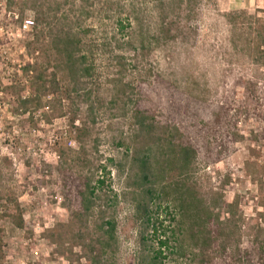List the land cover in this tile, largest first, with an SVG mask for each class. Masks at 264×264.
Listing matches in <instances>:
<instances>
[{
	"label": "rangeland",
	"instance_id": "1",
	"mask_svg": "<svg viewBox=\"0 0 264 264\" xmlns=\"http://www.w3.org/2000/svg\"><path fill=\"white\" fill-rule=\"evenodd\" d=\"M119 2L97 0L96 12L88 16H78L76 9L69 13L75 29L89 31L83 36L94 53L88 66L93 64L95 73L79 79L74 90L71 86L64 101L62 86L54 88L45 79L42 111L32 121L11 88L16 76L22 92L29 86L21 70L29 62L24 46L34 28L24 32L22 27L35 15L20 8L7 14L0 0V264H89L96 219L75 217L62 172L109 174L107 184L120 194L123 179L109 160L118 167L125 157L136 107L152 111L150 122L161 135L169 104L184 101L192 106V122H202L200 147L212 146L210 137L223 144L219 161L215 154L202 153L187 179L215 208L213 221L220 217L227 226H211L206 237L212 242H195L194 255L167 252L163 263L258 264L264 252V0H204L188 41H162L147 50L126 21L130 0ZM138 5L145 19L155 21L157 13L144 0ZM74 117L80 132L71 126ZM79 150L94 166L78 164ZM233 202L229 215L227 205ZM158 213L159 230L172 236V210L163 205ZM108 215L117 223L108 264H136L131 205L121 200ZM184 243L193 244L186 234Z\"/></svg>",
	"mask_w": 264,
	"mask_h": 264
},
{
	"label": "trees",
	"instance_id": "2",
	"mask_svg": "<svg viewBox=\"0 0 264 264\" xmlns=\"http://www.w3.org/2000/svg\"><path fill=\"white\" fill-rule=\"evenodd\" d=\"M96 1L4 0L7 14L20 8L35 15L33 33L24 46L29 62L21 70L29 86L22 92L23 89L16 84V76L15 86L11 88L12 92L16 90L13 96L17 97L23 115L32 113L30 120L33 121L34 115L41 114L42 89L47 87L45 79L52 80L54 88L62 86L64 98L61 101H64L70 97L69 88L72 86L74 90L79 79L94 75V65L88 66L94 53L87 48L83 36V32L89 31L75 29L69 13L76 9L78 16L92 15L96 12ZM137 1L130 0L125 18L133 34L138 36L142 50L162 41H188L196 33L195 22L200 16V5L204 0H144L145 7L157 13V18L152 22L145 19L143 6H137ZM106 3L111 4V0H106ZM118 5H113L111 10L116 11L114 6ZM150 26L155 27L153 32ZM33 108L35 112H29ZM191 110L192 106L187 101L169 104L168 121L162 127L161 135H156L155 126L150 122L153 119L152 111L136 107L132 118L135 128L124 144L127 148L125 157L118 167L113 166L115 159L109 160L111 167L123 179L120 194H114L107 184V181H111V178L107 179L109 174L75 175L70 169L62 172L64 188L76 206L75 217L81 222L84 219H96L89 264H108L106 258L117 243V223L108 213L121 200L131 205L137 228L136 264H164V254L167 252L178 256L194 255L195 251L191 247H194L195 242L201 241L204 245L212 242L206 237L211 226H227V223H220V217L213 221L215 208L200 197L187 179L202 153L215 154L217 158L214 161H219L223 154V144L216 142L214 137H210L215 142L212 146L207 142L205 147L203 144L201 146L204 149L200 147L199 140L200 137L204 138L205 132L202 122H192ZM223 113L224 110L221 115L218 114L217 122ZM70 123L76 127L77 119L71 118ZM76 129L80 132L79 128ZM194 132L198 136H193ZM79 136L75 139L78 143ZM145 140L152 141L154 147L146 146ZM77 154L80 166H94L91 160L82 156L80 150ZM163 205L169 206L174 214V226L170 232L172 236L163 234L158 227L161 225L158 208ZM233 205L234 202L227 205L229 215L234 214ZM185 234L193 244L187 246L184 243ZM2 239L0 233V258L4 248ZM260 253L258 264H264V252ZM200 264L213 263L201 261Z\"/></svg>",
	"mask_w": 264,
	"mask_h": 264
},
{
	"label": "built area",
	"instance_id": "3",
	"mask_svg": "<svg viewBox=\"0 0 264 264\" xmlns=\"http://www.w3.org/2000/svg\"><path fill=\"white\" fill-rule=\"evenodd\" d=\"M34 26H35V22L34 21L27 20V21L24 22L22 30L24 32H28V31L32 30L34 28ZM36 257H37L36 260H38V256H36Z\"/></svg>",
	"mask_w": 264,
	"mask_h": 264
}]
</instances>
